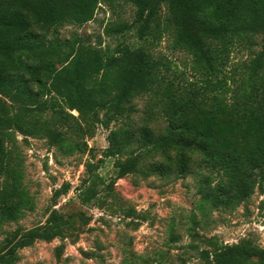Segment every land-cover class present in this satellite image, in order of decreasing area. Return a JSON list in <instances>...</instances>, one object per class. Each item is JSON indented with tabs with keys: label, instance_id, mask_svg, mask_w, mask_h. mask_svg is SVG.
Returning a JSON list of instances; mask_svg holds the SVG:
<instances>
[{
	"label": "trees",
	"instance_id": "1",
	"mask_svg": "<svg viewBox=\"0 0 264 264\" xmlns=\"http://www.w3.org/2000/svg\"><path fill=\"white\" fill-rule=\"evenodd\" d=\"M117 1L0 0V95L10 102L0 97V233L34 209L18 133L46 138L72 155L88 150L85 138L98 123L115 122L103 158L86 163L84 204L109 184L98 165L106 158L113 159L114 178L195 173L201 211L234 209L257 190L264 194V43L255 49L264 35V0H123L135 7L133 20L112 21L104 34L132 33L133 41L111 49L102 47L101 36L98 44L77 33L60 37L59 27L83 25L100 3ZM170 30L173 49L190 55L192 78L177 79L178 67L150 48ZM240 47L249 57L234 62ZM141 95L150 100L137 123L131 116ZM158 115L166 121L161 133L153 127ZM168 135L175 146L160 149ZM69 188L56 189L54 202ZM89 220L82 211L54 208L44 224L7 231L0 264H15L38 239L77 234ZM206 243L199 264H264V247L249 238Z\"/></svg>",
	"mask_w": 264,
	"mask_h": 264
},
{
	"label": "rangeland",
	"instance_id": "2",
	"mask_svg": "<svg viewBox=\"0 0 264 264\" xmlns=\"http://www.w3.org/2000/svg\"><path fill=\"white\" fill-rule=\"evenodd\" d=\"M135 7L123 0L115 6L100 3L94 19L83 25L67 23L59 27L61 38L77 33L93 44L102 37V47L113 49L122 40L133 41L132 33L126 36L108 37L105 26L112 21H132ZM164 5L162 15L166 16ZM173 32H166L150 45L159 57H168L173 67H178V78H192L188 69L191 60L186 51L172 47ZM256 50L264 43V35L257 36ZM249 50L240 47L231 55L234 62L246 60ZM5 101L9 99L1 96ZM149 95L134 100L136 111L131 118L139 123L145 117ZM75 115L79 113L72 111ZM98 123L92 137H87L86 152L67 155L46 138L25 137L18 133V153L24 168V183L34 200V209L18 222L6 224L0 233V243L7 231L21 226L30 229L44 224L50 211L58 209L66 215L84 212L90 216L88 224L77 234L51 241L36 240L19 251L15 264H199L198 249L209 248L206 239L213 237L223 243H237L249 238L264 247V194L258 190L234 209L219 208L201 211L198 194V175L182 177L154 174L145 177L129 174L121 178L113 176V159L99 162V170L107 178L104 188L84 204L79 200L80 186L84 179L86 163L94 155V161L103 158L110 129L115 126ZM166 121L161 115L154 119L157 132L164 131ZM172 136L160 144V149L175 146ZM69 184L68 193L54 202L56 189ZM199 221L196 225L194 218ZM79 219V218H78ZM197 232V236L193 233ZM197 247V248H196Z\"/></svg>",
	"mask_w": 264,
	"mask_h": 264
}]
</instances>
